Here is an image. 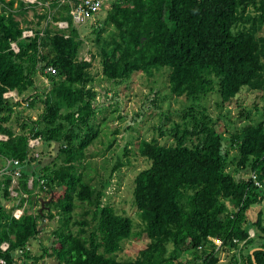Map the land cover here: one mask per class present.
I'll return each instance as SVG.
<instances>
[{"label": "trees", "instance_id": "trees-1", "mask_svg": "<svg viewBox=\"0 0 264 264\" xmlns=\"http://www.w3.org/2000/svg\"><path fill=\"white\" fill-rule=\"evenodd\" d=\"M81 1L39 0L50 7L38 15L41 28L33 29L25 16L37 14V6L0 0V136L8 137L0 140V161L22 163L18 198L9 191L11 176L0 182V259L38 264L46 255L55 264H220L223 253L232 257L231 264H264V0H110V8L98 15L106 13L104 28L94 27L98 55L91 53V61L82 57L85 41L71 16L72 3ZM59 22L69 28L60 29ZM107 27L114 31L104 38ZM26 29L35 36L24 39ZM49 67L56 73H48ZM100 72L117 87L134 74L164 72L171 95L190 103L181 122L159 128L173 145L157 138L138 145L139 156L150 163L135 177L132 192L140 232L131 217L104 202L113 173L126 166L122 159L99 185L91 176L88 150L102 135L96 125L98 98L110 93L96 89ZM39 76L49 81V89L38 85ZM14 91L35 95L16 103L5 98ZM159 94L152 109H161ZM245 94L256 114L243 106ZM212 95L218 96L219 111L240 108L239 118L246 122L227 131L229 137L218 133L221 117L214 118L207 107ZM37 104L36 119L22 117L21 107L31 111ZM33 139L42 143L35 149L39 157L30 147ZM48 152L55 160L43 165ZM125 152L128 157V148ZM32 164L41 166L39 174L29 169ZM10 201L13 207H4ZM28 204L43 208L30 213ZM80 207L83 218L77 219ZM22 208L24 215L16 219L14 212ZM254 210L259 213L252 218ZM45 221H54L57 230L45 255L36 257L28 245L42 235ZM134 237L146 245L136 258L119 260ZM4 243L10 244L6 252Z\"/></svg>", "mask_w": 264, "mask_h": 264}, {"label": "rangeland", "instance_id": "rangeland-1", "mask_svg": "<svg viewBox=\"0 0 264 264\" xmlns=\"http://www.w3.org/2000/svg\"><path fill=\"white\" fill-rule=\"evenodd\" d=\"M43 14L40 10L35 14L34 11L27 12L25 19L31 23V28L39 29L38 26L39 18L38 15ZM106 13L101 14L100 18H97L94 24H87L85 27L80 28V33L82 39L85 41V47L82 51V57L86 60H92V54L98 55L97 48L94 45V39L96 38V33L94 29L96 27L104 28L102 23ZM23 20V17H19ZM100 19V21H99ZM102 19V20H101ZM96 24V25H95ZM27 26L26 23H24ZM46 26V22H43V27ZM95 27V28H94ZM114 28L107 27L106 32L103 34L104 38H108L113 34ZM92 53V54H91ZM99 70H101L99 68ZM38 85L43 89H49L50 84L46 78L38 77ZM96 89L103 93V90L110 89L108 95L105 92L98 98V106L101 107L97 119L96 125H100L102 128V135L99 139L89 148L88 154H93L90 158V162L93 163L94 170L91 176L94 178V184L99 185L101 180L110 175L117 163L119 158H121L122 163L126 164L120 171L114 172L112 176V185L107 191V200L104 202L112 205L120 214L131 217L135 223V232H140L142 230V223L138 214V210L133 204V187L134 180L137 174L149 167V162L144 158L140 157L138 154V145L141 140L145 139L151 141L154 138L159 140L161 145L171 146L174 144L172 138L162 137L160 134V127L165 125L164 130L170 129L175 123L181 122L180 114L184 109L188 108L190 103L185 98H176L171 95L167 85V74L157 73L154 77H148L143 73L134 74L129 82H126L122 86H112L110 83L105 81L102 73H99L97 77ZM157 91L160 92L159 99L161 98V109L156 110L151 108V101L155 99ZM35 95L33 91L28 93L26 96H21V100L29 99V96ZM248 95V94H247ZM246 96V94H245ZM244 105L247 111H252L253 114L256 112L253 110V99L246 96L243 97ZM218 96L212 95L209 98L207 107L212 113L214 118H218L220 115L219 123L217 124V131L219 134H225L227 131H233L237 127H242L246 124L245 120L242 121L240 116V108L225 109L222 112L217 108ZM159 104V103H158ZM27 106V104H25ZM22 117H33L37 118L38 114L41 112V105L37 104L36 109L31 111L24 110V107L20 108ZM122 117V119H120ZM168 117V119H165ZM141 118V119H140ZM15 120V118H14ZM119 131L118 134H115ZM226 137H229L227 132ZM113 143L111 150H108L110 144ZM43 148L42 143L39 148ZM125 148L130 151L128 157L125 156ZM49 151V150H48ZM236 153L231 151V155ZM55 154L48 152L46 158L43 161V165L51 164L55 160ZM41 158V157H40ZM129 163V164H128ZM1 164V161H0ZM29 169H36L37 174L40 173L41 166L38 164H32L28 166ZM97 170V171H96ZM234 172V169H230ZM1 187L2 189L4 188ZM15 191V184L9 189ZM17 194L13 192L14 198ZM2 195L0 194V199ZM18 198V197H17ZM1 202V201H0ZM13 202V201H12ZM5 202L6 208L11 209L13 203ZM3 204V205H4ZM42 204H38L36 207H31L28 204L25 207L28 208L30 213H34L39 209H42ZM46 210L45 214L47 215ZM259 213L258 210L256 212ZM255 214V210H254ZM254 214L251 215L252 218ZM75 217L77 219L83 218V209L80 207L76 211ZM44 223V231L37 239L33 240L30 245H28V250L33 253V256L41 257L44 254V246L50 248L54 240V232L57 230V226L53 222ZM43 223V225H44ZM77 231V228H74ZM251 233L255 234V230L252 229ZM217 242V241H216ZM215 242V243H216ZM146 245V240L138 239L136 237L132 238L131 241L126 242L124 246V251L119 253V260H131L138 256L139 250L144 248ZM216 245H219L218 243ZM18 255V253H17ZM220 264H231L232 257L228 254H221ZM55 264L49 257L45 255L38 264ZM20 264H37L33 260H23Z\"/></svg>", "mask_w": 264, "mask_h": 264}, {"label": "built area", "instance_id": "built-area-1", "mask_svg": "<svg viewBox=\"0 0 264 264\" xmlns=\"http://www.w3.org/2000/svg\"><path fill=\"white\" fill-rule=\"evenodd\" d=\"M21 1H23L27 5L28 8H30L31 6H37V9L40 11H42L43 7H48V8L50 7V3H45L43 5L41 2H39V0H21ZM62 1H66V0H62ZM110 6H111L110 0H83L79 3H72L71 16L73 17V22H74L75 26H77V27H82V26H85L87 24H94V22L98 18V15L102 12V10L108 9V8H110ZM55 25L58 26L60 29H68L69 28V24L67 22H59V23H55ZM34 36H35V34H34L33 29H26L23 33L24 39L32 38ZM11 46H12V50H14L16 53H19V47H18L17 43H12ZM85 60H86V58H85ZM86 61H88V60H86ZM47 72L55 74L56 69L54 67H49L47 69ZM5 98L6 99H12L16 103L21 101V98H20L18 92H16V91L9 92V93L5 94ZM0 140L6 141V140H8V137L5 135H1ZM40 145H41V141L39 139L30 140V147L33 150V153H34L35 149L38 148ZM35 153H36L35 156L39 157L38 152L35 151ZM7 176H11L13 179L12 185L14 186V184H15V191H13L14 188H12L10 191L11 197L14 198L13 192H15L17 195H19L17 190L19 189V178L22 176V163L19 160L4 159V161L1 162V164H0V182H1V180H3ZM252 179L255 182L256 186H258L259 188L263 187L262 184L258 181L257 175H255V174L252 175ZM33 183H34V178H32L30 180L29 188L33 187ZM40 183L43 185L44 180H41ZM3 185H5V184L3 183L2 187H3ZM24 213H25V209H23V208L17 209L14 212V217L16 219H20L24 215ZM254 236H255V234L250 232V237L252 238ZM217 243L219 244L218 246L222 245V243L220 241H217L216 244ZM9 248H10L9 243H4L1 246V249L3 252L8 251ZM17 253L22 254L23 251L19 250V251H17ZM0 264H6V261L3 259H0Z\"/></svg>", "mask_w": 264, "mask_h": 264}, {"label": "crops", "instance_id": "crops-1", "mask_svg": "<svg viewBox=\"0 0 264 264\" xmlns=\"http://www.w3.org/2000/svg\"><path fill=\"white\" fill-rule=\"evenodd\" d=\"M10 0H8V2H9ZM18 4V3H17ZM16 7H17V5H16ZM1 11H3V7L2 6H0V12ZM25 26V25H24ZM264 210V209H263ZM257 211H255V214H254V212H253V214H254V216H256L257 215V213H256ZM255 251V250H254ZM253 253V252H252Z\"/></svg>", "mask_w": 264, "mask_h": 264}, {"label": "clouds", "instance_id": "clouds-1", "mask_svg": "<svg viewBox=\"0 0 264 264\" xmlns=\"http://www.w3.org/2000/svg\"><path fill=\"white\" fill-rule=\"evenodd\" d=\"M255 237V236H254ZM254 237H252V238H254Z\"/></svg>", "mask_w": 264, "mask_h": 264}]
</instances>
